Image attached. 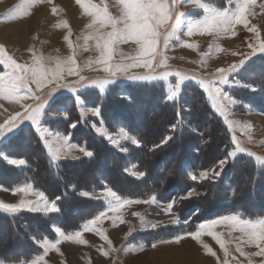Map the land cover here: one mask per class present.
<instances>
[{
    "label": "snow or ice",
    "instance_id": "1",
    "mask_svg": "<svg viewBox=\"0 0 264 264\" xmlns=\"http://www.w3.org/2000/svg\"><path fill=\"white\" fill-rule=\"evenodd\" d=\"M40 2V0H22L17 4L14 9L7 15V19H16L20 16L29 15V10L33 4ZM229 5H232L233 0H227ZM77 3L84 8V11L93 17L91 23L86 27L91 29L88 35L84 37L85 47H87L88 40L95 41V47L99 51V56L89 59L84 65L85 68L94 71H102L103 76L85 77L81 75L82 68L77 65L75 53L61 60L60 58L44 57L37 55L36 52L29 48L28 51L32 53V62L22 63L18 62L12 54H10L5 44L0 43V66L3 70L0 71V98L8 99L20 105V110H15L8 114L7 118L0 122V141L8 140L9 137H15L25 132V124L29 127L34 126L36 132L39 134L38 138L42 140L43 146L47 149V153L53 163H58L63 157L61 153L71 154L73 149L78 148L85 158L94 157V151H91L87 146H79L70 143V136L60 135L54 133L48 128L42 127V122L48 119H59V109L56 113L49 115L48 109L51 103L55 101V94L60 89H67L74 94V102L78 108L84 109L85 103L81 99L83 93L81 89H96L102 94L108 93L113 87H127L123 81L133 82L139 85L141 83H151L153 81H167L170 76H175L176 81L174 84L169 83L165 98L167 101L177 103L182 96V86L186 82L196 81L203 93L206 94V101L211 105L217 114L223 117L225 124L231 132L232 150L228 151L224 158L219 159L211 169L202 171L188 172V179L193 182H203L205 180L219 179L225 166L230 162H235L239 154L247 152L249 156H255V153L250 152L248 149L241 145L233 125L235 121L229 119L228 109L230 106H235L238 100L230 94L228 89H248L256 91V87L252 84L242 83L239 79L233 77L244 70L246 65L257 54L264 58V40L259 39V31L256 25L249 27L248 16L254 14L253 9L257 6V0H235L234 7H217L215 3L203 2V0H118L120 7V15L112 16L107 6L99 7L91 0H88L85 5L84 0H77ZM183 6H189L192 9L203 10V15L200 18H193L187 12H182L179 9ZM261 10H264V0L258 5ZM53 13L56 9H52ZM238 24H243L248 31L253 32L257 40L249 43L250 49L247 53L233 52L232 55H239V61L231 63L228 67H218L215 73L208 76H197L196 74L187 75L180 70H171L169 65V57L166 54L167 48L174 37L177 42L180 41L179 33L185 31L188 36L194 33H207L213 35L217 39L221 36L231 34L236 35L235 28ZM64 27H68L67 22ZM163 28V31L161 29ZM102 29H110L102 31ZM68 40V36L64 37ZM134 42L137 47V54L130 57H121L119 61L114 60L113 53L116 50V45L121 43ZM162 44V47H161ZM192 47V45H187ZM69 47H72L69 41ZM213 51H224L218 44L213 46L209 45V52L202 54L200 61L202 66H206L204 57L212 54ZM45 60L53 61L54 66L45 64ZM155 62V63H154ZM97 67H93V66ZM143 68L147 69L144 72H130V69ZM159 69L160 71H157ZM77 77L74 80H67V77ZM34 86V87H33ZM261 89H264L262 84ZM46 89V91H45ZM130 99V95L128 96ZM31 100L32 103H23V101ZM0 107H3L0 105ZM7 111V109H5ZM92 115L100 117L102 113V105H98L90 109ZM81 111V115H83ZM179 115V113H177ZM67 117V113H64ZM184 121L181 119L179 124L182 125ZM77 125L73 123L72 128ZM95 128V125H93ZM178 124H172L171 130L175 132ZM195 133V127L191 128ZM96 132L101 136L106 137L111 144L118 145L120 139L131 141L133 144L139 146L140 141L130 135L124 129L119 132V138L111 136L107 129L101 126L96 128ZM249 142L252 137L249 135ZM173 140V136H165L159 144H154L153 149L160 148L167 145ZM207 143V141H205ZM0 158L6 160L9 164L14 166H23L26 164L25 159L9 158L7 155L0 153ZM75 159H80L76 157ZM258 163L264 164V157L256 156ZM127 171V170H126ZM137 177H143V172H132ZM255 185H253L254 187ZM7 190V189H5ZM14 193L22 192L27 196L29 193L36 196L35 200L21 199L18 203H5L0 200V210L9 214L20 213L23 210L33 213H55L59 211L57 207L60 197L55 200H49L43 191H36L31 184H24L13 189ZM82 196L88 197V192H82ZM199 193L195 189H191L186 193V197L191 198L197 196ZM97 199H103L107 202L105 211L99 212L93 219L88 220L82 226V231L66 234L59 227L55 228L58 238L55 241L44 239L43 241L37 240V244L43 247V255H40L32 264H48L44 259L48 252L54 249L60 252L58 247L62 240H72L76 243L87 244L88 242L83 239V232H95L102 240L107 242V249L103 246L98 249L103 257L111 258V264H116L114 253L120 251L113 247L112 241L97 225L104 219H110L115 226L117 222L124 223L122 216L116 215L125 206L132 204H148L158 205L159 200L155 194L151 195L148 199L133 200L120 196L111 187L105 184L104 190L100 193ZM175 201L168 202L163 207L165 213L171 212L174 208ZM111 212L113 215L109 216ZM133 215L140 216V227L157 229L165 227L161 222L146 220L144 216L139 213ZM244 213H235L225 215L217 219L206 221L198 225V230L178 234L174 240L178 243L186 236L191 237L196 241L201 240V235L207 233L213 236L220 247L224 249L225 260L223 264H228V249L225 247V242L220 238L219 234L214 231V226L221 223H228L231 225L233 231H238L240 237L236 244V251L240 256L248 257L247 264H254L251 257H264V216H258L254 219H245ZM179 218L172 219L169 224H180ZM132 229H129V233ZM201 243H203L201 241ZM244 245L254 246V252H245ZM152 247L155 248L156 244L153 243ZM203 247L207 249L213 256L215 253L209 248L207 244ZM127 251V248L124 249ZM63 255V253H61ZM3 264V261H0ZM23 264V262H22ZM236 264H240L236 261ZM264 264V260L261 261Z\"/></svg>",
    "mask_w": 264,
    "mask_h": 264
},
{
    "label": "rangeland",
    "instance_id": "2",
    "mask_svg": "<svg viewBox=\"0 0 264 264\" xmlns=\"http://www.w3.org/2000/svg\"><path fill=\"white\" fill-rule=\"evenodd\" d=\"M21 2L22 0H0V43L5 44L8 52L12 54L14 58L18 60V62L28 64L32 62V53L28 51L29 48H32L37 55H43L46 58H60L61 60L75 53L77 65L83 69L81 75H84L85 77L104 75L102 71L98 72L84 67L89 59L95 60V58L99 56V51L95 47L94 40H88L87 47H85L84 37L92 31L86 26L91 23L93 17L84 11V8L81 7L79 3H77V0H40V2L33 4L32 8L29 10V15L20 16L14 20L7 19V15L10 13V11ZM91 2L95 3L99 7L107 6L109 13L114 17L120 15L121 6L119 5L118 0H91ZM203 2L215 3L217 7L221 8L234 7L235 4V0H233L232 5H229L227 0H203ZM260 2L261 0H257V6L253 9L254 14L248 16V21L249 27L251 25H256L260 34L259 39L264 40V10H261L258 6ZM84 3L87 5L88 0H84ZM53 8L56 9L55 13L52 11ZM179 10L189 13V15L193 18H200L203 15V10L192 9L189 6H183ZM24 20H27L30 25L35 22L36 31L33 30L34 32L32 31L30 35V44H28V46L21 47L17 44V42H15V38L9 36L11 34L6 33L7 30L4 29H6L5 27H7L6 25L9 23L20 24V21L23 22ZM65 22H67L68 27L63 26ZM52 30L55 32L53 33ZM106 30L110 29H102V31ZM161 31H163V28ZM235 32V36L228 34L217 39L213 35H209L207 33H194L192 36H188L185 29V31L179 33L180 41L177 42L173 37L170 42V46L166 50V54L170 58L169 65L171 66V70L173 73L175 70H180L187 75L196 74L197 76H203L204 74H208V76L211 77V75L215 73L216 68L228 67L231 63L239 61L241 56L232 55V53L249 52L250 49L248 48V44L255 42L257 37L253 32L248 31V29L243 24H238L235 28ZM51 33L55 34L54 38H51ZM65 36H68V40L64 39ZM69 41L71 42L72 47H69ZM189 44L192 45V47H188L187 45ZM217 44L223 48L224 51H213L212 54L204 57L206 66H202L200 63L202 54L209 52V45L215 46ZM137 47L138 46L132 41L116 45V50L113 53L114 60L119 61L121 57L126 58L135 56L137 54ZM251 63L257 65L253 70L251 69ZM45 64L48 66H54V60L51 62L45 60ZM93 67L95 68L97 66L94 65ZM2 70L3 66H0V71ZM144 71H147V69H130V72ZM157 71L160 70L157 69ZM251 73H255V76L251 75ZM255 77L258 79H255ZM233 78L239 79L242 83L252 84L257 89L256 91L240 88L228 89V87L225 86L226 90H229L230 94L238 100L237 105L230 106L228 109L229 119L236 122L233 125L235 133L238 139L241 141V145L256 155L249 156L247 152L239 154L235 159V162H230L225 166L219 179L205 180L203 182H193L189 179L190 183L192 185L195 184L196 187L193 186L188 188L187 192L191 189H195V191L199 193L197 196L183 198L186 197L187 192H185L184 194L178 193L169 199L157 197L159 200L158 205H148L141 203L125 206L120 210L119 213L116 214L122 216L125 222H117L115 226L113 225L112 220L104 219L97 225V228L102 230L108 236V238L112 241L113 247L120 249V251L114 253L116 264H223L225 260L224 249L220 247V244L217 243L213 236L203 233L201 235L200 241H196L191 237L186 236L178 243L174 240V237L178 234L196 231L198 230V225L200 223L217 219L225 215L244 213L245 219H254L258 216H264V164L258 163L256 160V156L264 157V100H261V95H264V89H261L260 87L262 84H264V58H261V55L257 54V56H254L252 60L248 62L246 65V70L237 73ZM66 79L74 80L77 79V77H67ZM175 81L176 78L173 75L170 76L167 81H153L151 83L141 84L150 85L162 83L165 85L167 91L168 84H174ZM189 83L198 86L196 81H189L185 84ZM123 84L127 86L134 85L133 82L129 81H123ZM124 88L127 87H113L111 89H119L118 92H121ZM80 91L82 93L88 91L96 93L99 92L98 90L92 88L81 89ZM68 95L74 96V94L69 90L60 89L58 93L55 94V100L59 97ZM104 95L105 94H102L103 98L105 97ZM248 102L251 103L248 104ZM23 103H32V101L26 100L23 101ZM52 103L51 106L54 104ZM0 105L3 106L0 107V122L6 119L9 113L15 110H20L19 104L5 98H0ZM85 106L88 108L86 111L92 114L90 109L93 107L87 106L86 103ZM5 109H7V111H5ZM53 109H55V107ZM212 110L214 111L216 117L220 120L221 124L229 132L228 134L230 141L229 144L225 145L226 155L227 152L232 150L233 147L231 143V132L225 124L223 117L217 114L213 108ZM54 112H57V110L55 109L53 113ZM53 113H50L49 115H52ZM60 116H64L61 109H59V117ZM89 116L93 117L92 126L95 125V128H93L96 131V128L101 126V121H97V119L100 117H96L94 115ZM42 127L47 128V126L44 124V121L42 122ZM103 127L107 129V132L111 136L116 138H119V132L121 129H123L122 127H117L114 130H110L105 126L104 123ZM54 133L66 135L58 131ZM128 133L132 135L130 132ZM249 135L252 137L251 142H249L248 139ZM101 137L106 138L104 136ZM4 141H0V145ZM69 142L75 144L71 139ZM109 144L112 147L124 152L127 151L128 146L134 145L131 141L123 139H120L118 145L111 144L110 142ZM61 156L63 157L61 160H67L69 158L73 160L76 157H83L78 148L73 149L70 155L62 152ZM8 157L14 158L10 156ZM239 164L240 166L244 165L243 169L252 168L253 170H256V172L254 171L255 174L253 177L249 179L251 182L241 187L242 192L240 193L247 192L246 195L242 197V202L240 201V204L244 203L247 205L246 211H241L236 208L240 204L236 207L234 205V202H236L235 200H238V198L234 195L236 194V188L237 186L241 185H233L234 183L231 182V179L235 178L236 172L238 173L237 170L240 167ZM212 166L204 169L200 168V171L211 169ZM135 168L136 167L134 166L127 168L128 173L132 175V172H137ZM134 177L139 178L137 176ZM21 185L24 184H20L16 187ZM31 185L34 190L40 191L36 189L33 184ZM253 185L255 186L253 187ZM104 186L105 183L101 181L99 185H95L88 192V198L102 204L101 209L93 217L85 220L78 228H76V230L72 231H65L58 225H53L50 231H48V235L50 237H45L43 234H39L37 231L29 232L30 234H33L32 245L35 247V249H38V251H34L33 254L29 255L28 258L22 261H5L3 264H22V262L23 264H32V261L36 260L38 256L43 255V247L41 244H37L36 241H43L44 239L55 241L58 238V235L55 232L56 227H59L66 234L82 231V226L84 223L90 219H93L99 212L105 211L107 208V202L105 200L97 199V197L100 196V193L104 190ZM200 186H208L207 189L209 190L208 192L211 197H206V199H202L201 201L200 195L203 197L207 194V192L206 188L200 190ZM14 188L9 189L0 185V200L4 201L5 203H18L22 198L28 200L36 199V196L32 195L31 193H29L27 196H25V194L22 192L14 193ZM251 192L255 193L249 194ZM124 198L133 200L148 199L133 197ZM192 199H197V202L200 201V208H195L190 213H185V210L188 209L191 206V203L194 202ZM49 200L51 201L55 199ZM173 200L175 201L173 210L171 212L165 213L163 211V207L166 206L168 202H172ZM202 204L208 205L212 208L217 207L219 210L215 214L205 217L206 209L203 208L204 205ZM244 204H242L243 208ZM24 211L26 210L16 214H7L20 216ZM133 213H139L140 215L144 216L146 220L161 222L165 225V227H160L157 229L141 228L140 216L133 215ZM40 214L49 215L52 213ZM108 215L111 216L113 214L109 212ZM174 218H179L181 223L176 225L169 224V222ZM130 228L132 231L129 233ZM214 231L219 234L220 238L225 242V247L228 249V264H236V261H239L240 264H247L248 257L240 256V254L236 251V244L238 242V238L240 237V233L238 231H233L231 225L228 223H221L214 226ZM83 239L88 243L80 244L72 240H62L61 244L58 246L60 248V252H56L54 249H52L48 252V255L45 256L44 259L48 262V264H111V258L103 257L98 251V249L102 246L107 249L108 245L106 241L102 240L101 237L95 232H83ZM201 241L203 243H201ZM153 243L156 244L155 248L152 247ZM204 244H207L209 248L212 249V252L215 253V256H213L207 251V249L203 247ZM243 247L245 252L250 253L255 251L254 246L244 245ZM125 248H127V251H124ZM61 253H63V255H61ZM251 259L253 260L254 264H261V261L264 260V257H251Z\"/></svg>",
    "mask_w": 264,
    "mask_h": 264
},
{
    "label": "trees",
    "instance_id": "3",
    "mask_svg": "<svg viewBox=\"0 0 264 264\" xmlns=\"http://www.w3.org/2000/svg\"><path fill=\"white\" fill-rule=\"evenodd\" d=\"M250 65L252 70L257 66L254 63ZM251 75L255 76V73ZM118 91L111 89L104 98L99 92L88 91L83 93L81 99L90 107L102 105L98 122L103 121L110 130L122 127L140 141L139 146H128L126 152L112 147L106 138L98 135L92 126L93 117L81 115L74 96L69 95L57 98L48 110L50 114L55 109H61L63 114L67 113V117L48 119L44 124L51 130L70 135L74 143L86 145L94 151V157L53 163L42 140L38 138L39 134L28 124L23 134L9 137L1 143L0 153L25 159L26 164L16 167L0 158V185L12 189L31 183L49 199H61L58 201L59 211L49 215L24 211L20 216H13L0 210V261H22L34 251L37 252L38 249L32 245L31 231L50 237L48 231L53 225L72 231L93 217L102 204L81 193L89 192L101 181L123 197L149 198L155 194L159 198L169 199L196 187L190 183L188 172L208 168L224 157L225 145L230 141L229 132L216 117L198 86L185 84L177 103L166 100V88L162 83L134 84ZM263 96L261 100H264ZM181 119L184 121L182 125L179 124ZM73 123L77 125L75 128L71 127ZM172 124H178L175 132L171 130ZM192 127L196 128L195 133L191 131ZM168 135L173 136L172 141L153 149L154 144H159ZM131 166L145 175L139 178L130 175L126 170ZM243 166L231 179L233 185H241L237 186L234 194L238 198H235V207L247 193H240L241 187L251 182L249 179L256 172L252 168L243 169ZM207 187L200 186V190L206 188L207 192L203 197L200 195L201 201L211 197ZM192 200L194 202L185 213L200 208V201ZM242 204L236 208L246 211L247 205L244 204L243 208ZM209 207L203 206L206 209L205 217L219 210Z\"/></svg>",
    "mask_w": 264,
    "mask_h": 264
},
{
    "label": "bare ground",
    "instance_id": "4",
    "mask_svg": "<svg viewBox=\"0 0 264 264\" xmlns=\"http://www.w3.org/2000/svg\"><path fill=\"white\" fill-rule=\"evenodd\" d=\"M6 26H7V27H5L6 29H4V30H7L6 33L11 34L9 36L14 37L15 38V42H17V44L20 45L21 47L28 46V44H30V42H31L29 40L30 39V35H31L33 30L36 31V23L33 22L30 25L27 20L26 21L24 20L23 22L20 21V24L19 23H9ZM52 32L54 33L55 31L52 30ZM53 33H51V38H54L55 34H53ZM259 119H261V118H259Z\"/></svg>",
    "mask_w": 264,
    "mask_h": 264
},
{
    "label": "crops",
    "instance_id": "5",
    "mask_svg": "<svg viewBox=\"0 0 264 264\" xmlns=\"http://www.w3.org/2000/svg\"><path fill=\"white\" fill-rule=\"evenodd\" d=\"M86 109H88L86 106L84 107V109L83 110H81L80 109V111H83V113H85V114H83V115H85V116H89V115H92V114H90V113H88L87 111H86ZM48 128V127H47ZM49 130H51L50 128H48ZM52 132H56L55 130H51ZM68 136H70V135H68ZM70 139H71V136H70ZM7 141V140H6ZM5 142V141H4ZM3 143V142H2ZM74 143V142H73ZM76 144V143H75ZM76 145H78V144H76ZM82 157V156H81ZM70 159V158H69Z\"/></svg>",
    "mask_w": 264,
    "mask_h": 264
}]
</instances>
